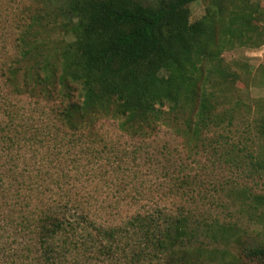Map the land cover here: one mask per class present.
<instances>
[{"label":"trees","instance_id":"trees-1","mask_svg":"<svg viewBox=\"0 0 264 264\" xmlns=\"http://www.w3.org/2000/svg\"><path fill=\"white\" fill-rule=\"evenodd\" d=\"M262 23L264 0H0V264H264V192L232 188L253 235L219 201L227 180L203 190L155 146L168 130L264 176V99L253 139L223 56L260 49ZM100 184L151 207L107 217L122 199L100 204Z\"/></svg>","mask_w":264,"mask_h":264},{"label":"rangeland","instance_id":"rangeland-1","mask_svg":"<svg viewBox=\"0 0 264 264\" xmlns=\"http://www.w3.org/2000/svg\"><path fill=\"white\" fill-rule=\"evenodd\" d=\"M205 4L204 2H195L192 4V16L193 20H198L203 14ZM264 23H262V26ZM9 42V39L7 40ZM226 61L233 65L235 69L239 72H244V78L242 81L238 83V87L242 93V96L247 102L250 107H241L238 112V120L240 121L242 127L241 131H248V136L252 137L253 139H257L254 134L255 128L254 126V119L257 118L260 114V111L257 107L258 101L264 99V85L258 83L262 78H264V45L258 49L254 50L251 48H237L234 50L226 51L223 54ZM248 126V127H246ZM130 143V142H129ZM125 144V147H131V144ZM164 144H168L175 153V161L176 164H184L187 166L188 172H190L193 176H197L198 183L202 184V189L207 191H212L213 187L218 186V183L221 180H227L224 185V189H222L220 196V200L224 204H228V210L230 217L234 219H239L241 224L246 227L248 224L254 225L255 231L253 235H255L258 231H261V227H257L252 221L248 222V217L237 206L233 207L231 204V200L235 198V194L232 191L233 187H239V183L247 184L250 188L254 191L264 192V176L260 177L258 175L250 176V177H243L239 178L236 175H232L229 171L225 169H220L219 167L213 168L209 161L207 160L206 156L204 155H196L191 156L187 150L185 149V142L183 138L179 134L171 135L168 130H165L159 140L155 143V146H159L160 148L163 147ZM111 166V165H110ZM151 184L154 185L152 190H157L160 186V194L164 193V189H162L161 184L163 180L161 177L160 179L157 176H151L150 178ZM239 182V183H236ZM79 188H84V185L78 183ZM101 189V196L98 195L97 199L99 200L100 204H113L115 203V199L112 198L114 195L121 196V208L116 209L113 208L111 211L112 216H107L110 218H119L121 216H126L127 212L133 210L138 205L151 207L152 201H150L148 197H130L126 196L125 193L119 194L116 186H103L99 185ZM225 191V192H224ZM125 194V195H124ZM128 194V192H127ZM158 194V193H157ZM231 195V197L229 196ZM230 197V198H229ZM197 198V197H196ZM160 199L159 197L157 200ZM106 200V201H104ZM99 204V203H98ZM117 206V202L115 203ZM246 216V218H245Z\"/></svg>","mask_w":264,"mask_h":264}]
</instances>
